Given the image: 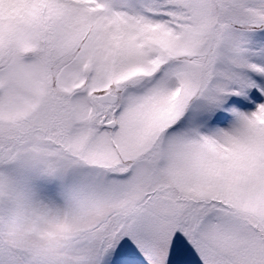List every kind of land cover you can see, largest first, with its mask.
Returning <instances> with one entry per match:
<instances>
[{"label":"snow or ice","instance_id":"snow-or-ice-1","mask_svg":"<svg viewBox=\"0 0 264 264\" xmlns=\"http://www.w3.org/2000/svg\"><path fill=\"white\" fill-rule=\"evenodd\" d=\"M0 264H264V0H0Z\"/></svg>","mask_w":264,"mask_h":264}]
</instances>
